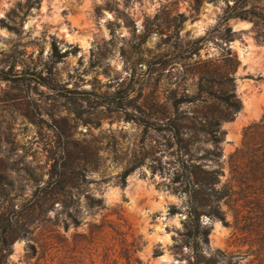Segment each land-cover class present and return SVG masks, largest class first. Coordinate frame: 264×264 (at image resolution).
I'll list each match as a JSON object with an SVG mask.
<instances>
[{
	"label": "rangeland",
	"instance_id": "374dc122",
	"mask_svg": "<svg viewBox=\"0 0 264 264\" xmlns=\"http://www.w3.org/2000/svg\"><path fill=\"white\" fill-rule=\"evenodd\" d=\"M33 2L0 0V71L9 72L0 78V209L9 214L12 202L24 204L48 181L51 165L66 161L80 172L71 182L81 223L37 227L14 242L10 263H184L177 245L186 196L173 183L178 148L155 121L167 122L175 96L198 94L206 73L219 80L221 70L233 69L242 108L221 124L222 155L203 162L222 171L219 187L239 191L233 154L245 129L264 117V26L227 18L234 0ZM216 82L207 88L219 93ZM205 105L217 111L205 102L180 110ZM211 146L201 136L192 148ZM92 196L104 207L90 208ZM237 198L221 202L228 224L204 216L211 226L208 254L250 249L248 233L238 229L244 223L236 227ZM249 253L238 264H250Z\"/></svg>",
	"mask_w": 264,
	"mask_h": 264
},
{
	"label": "trees",
	"instance_id": "16d2710c",
	"mask_svg": "<svg viewBox=\"0 0 264 264\" xmlns=\"http://www.w3.org/2000/svg\"><path fill=\"white\" fill-rule=\"evenodd\" d=\"M39 1L34 0L33 4ZM248 3L249 0H234L232 4L228 3L227 18L253 19L264 26V4H251L246 7ZM233 57L237 63V58ZM221 71L219 80L213 78L216 77L213 75L208 80V73L203 76L205 81H202L201 77L198 94L175 96L174 112L167 122L163 118L155 121L159 128L167 127L171 132L173 144L178 148L173 161V183L175 192L186 196V217L181 232L182 240L177 247L185 258V262L181 264H238V257L248 255L250 251L251 254L254 253L250 264H264V117L259 123L249 125L245 129L243 146L233 154L234 173L240 178L239 191L219 187L222 171L218 168L209 169L203 162L206 158L214 160L222 155L220 144L224 140L225 131L221 124L232 119L242 108V101L236 93L234 70ZM0 78L9 79V72L0 71ZM207 81H217L221 86L220 92L209 90ZM202 102L217 105V111L210 110L209 105L202 106L201 110L192 113L180 110L182 104L199 105ZM143 121L149 123L144 118ZM201 136L207 137L212 146L194 150L192 145ZM200 149H203L204 153L200 154ZM132 170L133 168H128L123 176ZM79 174L80 172L68 166L66 161L62 164L55 162L49 170L48 181L38 186L24 204L16 207L12 202L9 205V214L0 209V264H11L9 257L14 242L31 236L37 227H49L50 224L58 227L59 223H64L68 229L70 224L78 226L81 223L76 186L71 182L79 177ZM235 194L238 195V203H241L237 214L240 221L236 227L244 223L238 229L248 233L250 249L246 254H228L220 249L214 254H208L206 248L210 245L211 226L204 222V216L228 224L221 202ZM58 202L59 208L56 206ZM88 206L103 208V200L92 196ZM52 210L56 212L55 219L50 216ZM178 211L176 206L171 208L173 214ZM61 216L62 219L59 218ZM30 246L33 253H36V246Z\"/></svg>",
	"mask_w": 264,
	"mask_h": 264
},
{
	"label": "bare ground",
	"instance_id": "6f19581e",
	"mask_svg": "<svg viewBox=\"0 0 264 264\" xmlns=\"http://www.w3.org/2000/svg\"><path fill=\"white\" fill-rule=\"evenodd\" d=\"M259 111H260V107L256 106V107L253 108V113L254 114H258Z\"/></svg>",
	"mask_w": 264,
	"mask_h": 264
}]
</instances>
